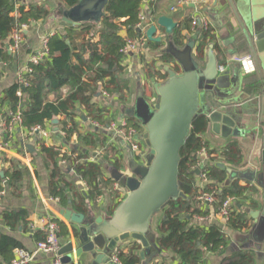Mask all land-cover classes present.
<instances>
[{
	"label": "trees",
	"instance_id": "1",
	"mask_svg": "<svg viewBox=\"0 0 264 264\" xmlns=\"http://www.w3.org/2000/svg\"><path fill=\"white\" fill-rule=\"evenodd\" d=\"M30 1L28 10L23 5L19 9V16H13L20 0H0V54L6 51L8 40L14 31L20 30L25 24L32 25L44 21L52 14L44 4L35 0ZM59 1L66 8H73L80 0ZM142 3L143 0H109L100 20V28L97 24H84L79 30L71 29L66 35L58 34L49 38L48 56L39 66L34 67L33 73L24 76L29 86H22L18 80L5 92L0 101L1 109H8L6 114L15 113L20 109L22 112L20 129L26 134L38 126L42 128L53 126V120L60 118L59 129L64 134L67 144L76 131L80 132L76 122L79 109H84L88 119L96 124L108 125L115 121L113 116L108 118L110 113L108 110L97 108L93 100L104 92L110 97H118L122 104L125 102L130 88L128 83L121 79L126 59L121 50L126 47L129 40L143 36L137 28L142 14ZM192 23L193 20L189 19L183 29L192 32L194 30L191 29ZM124 29L128 32L126 38L120 35ZM183 29L180 27L175 31L174 37L177 40L184 38ZM95 36H99L98 42H94ZM214 39L211 29L202 30L198 44L199 54L203 53ZM145 69L150 79L157 75L156 72H152L151 66L146 65ZM256 83L253 86L257 89L263 87L261 80H257ZM64 89H68L65 96L62 94ZM19 90L23 92L22 98L18 96ZM51 95L55 96L53 100H50ZM6 114L3 115L5 118ZM127 122L138 134L143 133V127L138 122L132 118ZM208 127L205 116H199L192 124L190 134L180 150L178 173L181 191L186 199L173 200L166 206L156 238L159 251L172 254L179 264H206L207 254L225 255L228 252L231 242L228 232L217 224L192 225L195 217H208L212 210L219 213L223 203L228 198H234L236 203L226 227L241 233L252 228V221L244 208H258V203L252 198L254 194L252 185L242 186L238 179L228 185V173L219 167V164H224L240 170L243 160L241 147L232 143L223 149H212L204 139ZM110 141L112 140L109 134L93 127L84 136H80V145L88 149L85 153L71 148L69 144L49 146L45 139H38V154L50 173L49 196L58 199L62 205L72 201L76 204V209L85 214L86 202L101 201L107 195L112 200L118 199L109 213L110 216L113 215L123 200L120 199L122 198L120 192L115 189L116 181L106 176V164L91 159L88 154L101 146V156L105 163L121 170L123 168L121 146ZM204 148L209 159L206 165L199 154ZM62 149L65 153L61 152ZM68 170L85 184L86 193L78 191ZM26 174L20 163L13 162L4 177L0 175V195L7 186L15 196L22 197L20 191ZM202 175H206L208 179L204 186ZM212 192H215L212 204L200 200L204 193ZM30 216L31 212L27 208L3 209L0 211V222L12 231L20 227L25 230L30 224ZM55 222L60 228L61 242L69 238L68 227L60 220ZM35 239L37 243L46 239V234L41 228L35 229ZM18 249H23L18 240L0 232V257L5 264H11L15 259L14 251ZM139 250L140 246L133 243L127 252L118 249L114 255L120 261L118 264H141ZM262 250L264 253V247ZM258 256V248L247 247L226 256L223 264H256ZM154 264L167 263L164 260L162 263Z\"/></svg>",
	"mask_w": 264,
	"mask_h": 264
},
{
	"label": "crops",
	"instance_id": "2",
	"mask_svg": "<svg viewBox=\"0 0 264 264\" xmlns=\"http://www.w3.org/2000/svg\"><path fill=\"white\" fill-rule=\"evenodd\" d=\"M38 3L44 4L48 7L52 14L46 20L30 25L27 30L23 31L24 40L21 48L17 52L10 51L11 36L6 46V51L0 54V101L4 97L5 92L14 86L19 78L22 71L28 65L29 58L32 54L43 49V43L45 39L51 38L55 35L62 34L66 35L69 30H79L84 24H97L98 28L101 27L100 20L91 18L89 20L80 22L78 25L69 24L64 21V14L61 12L62 9L68 11L71 8H66L59 0H35ZM22 2V3H21ZM30 0H20V3L16 5V10L13 16H19V9L24 5L26 10L29 9ZM213 0H197L195 2L191 0H143L142 13L147 18V29L155 24L159 17L168 16L172 18L177 28L175 31L182 27H185V23L189 19H198L200 21H207L210 25V29L215 36L214 41L199 54L198 40L195 41L194 57L200 64V67L205 68L209 51L213 49L214 55L218 60V72L220 76L225 78L222 86L217 90L215 95L210 97V100L214 105H217V109L225 115H231L236 123L234 131L238 130L239 135L234 136L232 134L229 138L222 136L223 129L227 128L223 124L221 125L220 135L215 134L209 127L204 135L205 141L209 144L212 149H223L232 143H236L241 147L243 151V160L240 170L254 171L256 172V180L251 181L247 179L240 180V185L247 186L252 185L253 200L258 203V208H251V210H259L264 206V187L258 183V176L264 173V163L262 156V144L264 139V86L257 89L253 84H257V80H261L257 71L253 73H247L241 67L240 64L233 63L234 58L251 57L250 46L248 41L244 37L240 27L232 13L231 8L227 5L225 8H213ZM221 7V6H220ZM243 11L250 16L252 23L264 22V0H243ZM124 21V20H123ZM193 30V26H191ZM198 29V28H197ZM197 29L192 32L186 28L183 29V39L177 40L172 36L167 37L166 31L162 28L158 29L156 37H162L169 39V43L164 41L162 43L151 42L146 40V44L141 51L134 52L129 56H126L124 61L125 70L122 73L121 79L126 81L129 85L130 91L125 102L122 104L118 97L105 96L104 92L98 94L93 103L97 108L108 110L109 117H115L117 120H128L131 117L125 112L126 109H133L136 106V102L139 99V92L142 93L143 98L150 104H155L157 100V84H163L168 79L167 68L176 70L175 60L168 53L164 51L168 48L169 44H173L177 49L183 50V48L193 40L196 35ZM260 30H264V23L259 26ZM145 31V36H146ZM174 31V33H175ZM124 38L128 36V32L124 29L120 33ZM100 40L99 36L94 37V42ZM69 42V41H67ZM91 42V40H90ZM70 43V42H69ZM213 47V48H212ZM261 68L264 73V54L260 56ZM151 66L152 72H156L152 79L146 74L145 66ZM220 66H225V72L219 70ZM257 86V85H256ZM68 89H64L62 94L65 96ZM55 98L54 95L50 96V100ZM8 109H1L0 107V120L4 118ZM60 121V118H57ZM133 120L138 122L143 127V133H145L144 126L135 118ZM79 131H76L71 141L68 143L72 148L74 145L78 146V150L86 152L84 146L80 145V136H84L93 127L92 122L87 117L84 109H79L78 118L76 119ZM56 125L48 126V130L51 133V138L47 140L49 146H64L68 145L64 134L60 131L58 134L55 132ZM58 128L59 125L57 126ZM94 128V127H93ZM96 129V128H95ZM98 130V129H96ZM143 133L142 135L143 139ZM80 134V135H79ZM108 134V133H107ZM40 139L37 136H31L21 131L20 128L14 137V142L10 148L1 150L0 149V173L5 174L6 171L10 170L13 162H18L26 170V179L24 181L22 190V197L15 196L9 188L6 186L4 193L0 195V211L3 209H16V208H27L31 212L30 224L24 230L20 227L16 231H12L4 226L0 222V232L5 235H9L18 240L23 250L33 255V260L29 264H52L53 257L37 252V242L35 239V229L41 227V221L47 217L55 218L63 222L70 231V237L63 239L62 246L68 241L74 239V230L77 226L66 221L61 215V211L72 209L74 212L82 213L76 209V204L70 201L67 205H62L59 202L51 201L49 196V181L50 173L46 168L43 159L40 157L39 150L37 148V140ZM110 141L114 145H120L122 149V169L125 171L129 167V161L132 159L130 150L126 149L125 145L122 144L117 138L111 137ZM144 140V139H143ZM28 145L34 146L35 152L32 153L27 148ZM101 146L88 152L89 157L93 160H99L101 163L106 164L107 168L109 165L105 163L101 156ZM150 154V149L144 144L142 150L138 154H133L136 161L139 164L146 163V157ZM71 175L72 180L75 182L79 192H85V184L74 174L68 172ZM106 176L110 177L109 172L106 169ZM229 174L227 176V181ZM236 180V179H235ZM118 191L120 192L121 200L124 199L128 193L127 188L123 183H117ZM72 197V194L70 195ZM78 200V198L76 199ZM118 199H113L107 195L102 198L101 201L97 202H86L87 204V217H110V211L113 209ZM79 205V204H77ZM250 209V208H249ZM84 214V213H83ZM164 217L163 211L155 216L153 220V231L156 234V238L159 235V228ZM250 217V216H249ZM251 219V218H250ZM252 221V228L248 232H236L226 227V222L212 210L208 217L200 218L195 217L192 220V225H221L230 235V246L228 252L224 254H207L206 264H223L226 256H229L237 250H241L247 247L258 248V253H263L262 246H256L246 242L249 237L254 221ZM156 243V239H155ZM133 243L120 244L117 248L123 249L125 252L128 251L129 246ZM138 254L141 258V264H154L162 263L164 260L167 264H179L174 259L172 254L162 253L160 251L152 249L149 255L145 258L141 257V253L144 251L142 246ZM116 250V251H117ZM113 253L112 257L116 253ZM15 258L17 257V250L14 251ZM68 261L64 260L65 264H94L95 258L89 254L83 255L81 258H76L72 254L67 255ZM63 259V258H62ZM13 262V261H12ZM11 262V264H12ZM0 263H4L0 257ZM103 264H111L109 262ZM256 264H264V253L263 256H258Z\"/></svg>",
	"mask_w": 264,
	"mask_h": 264
},
{
	"label": "water",
	"instance_id": "3",
	"mask_svg": "<svg viewBox=\"0 0 264 264\" xmlns=\"http://www.w3.org/2000/svg\"><path fill=\"white\" fill-rule=\"evenodd\" d=\"M108 1L80 0L70 10L62 9L64 21L78 25L91 18L100 20ZM227 5L248 41L251 57L264 86V73L260 63V56L264 54V30L259 29L264 22L252 23L250 16L243 11V0H213L212 7L225 8ZM159 28L164 29L169 37L174 34L177 24L168 16L159 17L146 31L148 41H169L167 38L156 37ZM201 31L200 23L193 40L183 50L169 44L164 51L175 60L176 70L167 68L168 79L163 84L156 85V103H148L139 92L135 108L125 110L128 116L137 119L144 126V144L150 149V154L146 157L145 164H139L131 154L132 159L125 171H120L112 165L106 168L110 177L117 183H123L128 190L113 215L107 218H89L72 209L61 211L66 221L77 226L74 239L63 245L59 253L63 262L69 260L67 255L70 254L78 259L89 254L95 258L94 264L111 263V256L118 246L124 243H139L144 249L142 258L149 255L152 249L159 251L155 243L156 234L152 228L153 220L171 201L186 199L178 180L180 150L190 134L193 122L199 116H205L215 134H221L223 124L227 127L223 129L224 138H229L232 134L239 135L238 130L234 131V118L230 114L220 112L217 105L210 100L225 81V78L219 75L218 60L213 49L209 51L205 68L200 67L194 57L195 41ZM53 124L56 125L55 132L58 134L59 120H53ZM109 135L115 137L112 133ZM125 147L129 150L128 146ZM27 148L30 152H35L34 146L28 145ZM72 148L77 150L78 146L74 145ZM262 156L264 163V139ZM219 167L229 174L228 185L235 179L256 180L254 171L238 170L224 164H219ZM0 175L4 177L3 172ZM257 180L264 187V173L258 176ZM244 210L254 221L246 242L256 246L264 245V206L255 211L249 208ZM258 255L262 257L263 253L259 252Z\"/></svg>",
	"mask_w": 264,
	"mask_h": 264
},
{
	"label": "built area",
	"instance_id": "4",
	"mask_svg": "<svg viewBox=\"0 0 264 264\" xmlns=\"http://www.w3.org/2000/svg\"><path fill=\"white\" fill-rule=\"evenodd\" d=\"M193 2L197 0H191ZM147 17L142 13L140 15V23L137 25L138 30L143 33V36L138 39L129 40L126 47L121 50V52L129 56L130 54L134 52L141 51L145 44H146V36L145 31L147 29ZM201 23V29L202 30H209L210 25L207 21H200L198 19H194L192 26L194 31L199 27V24ZM30 27L29 24H25L21 27L20 30H16L11 34V45H10V51L11 52H17L23 43L24 36L23 31L27 30ZM48 39L44 40L43 43V49L40 51H37L36 53L32 54L29 58L28 65L25 67V69L20 74V83L24 87H28V81L24 78V76L33 73V69L36 66H39L48 56L49 49H48ZM233 63L240 64L241 67L245 70L247 73H253L256 70L254 61L252 57H243V58H234ZM219 70L221 72H225L226 68L225 66H220ZM105 96H108L107 93H104ZM18 96L22 98L23 92L22 90L18 91ZM6 118L0 120V149L5 150L10 148L11 144L14 142V137L17 132L18 128H21L22 125V112L20 109L13 113V112H7ZM92 126L102 132L108 133V134H114L115 138L120 139L126 146H128L130 152L133 154H138L141 152L144 144V140L142 139V135L138 134L135 130V128L131 127L127 120H117L113 121L108 125H100L93 123ZM31 136H37L41 139H45L47 142L48 139L51 138V133L47 128L42 127H36L34 128L31 133H29ZM62 153H65V150L62 149ZM200 157L203 160L204 164L206 165L208 163V155L207 150L204 148L200 151ZM63 164H66L63 162ZM202 185L204 186L207 184L208 179L206 175L201 176ZM115 189L117 190L118 187L115 185ZM214 195L215 192L212 193H204L202 196H200V200L203 202H206L208 204H212L214 202ZM51 201L58 202V199L51 198ZM236 200L234 198H228L222 205L218 215L227 222L231 212L234 210ZM55 218L47 217L41 221V229L46 234V239L44 241H40L37 243V252L42 253L45 255H50L53 257L52 264H65L63 262L62 257L60 256V251L62 249V242H61V236H60V228L58 224L55 222ZM33 255L29 254L28 252L24 251L23 249L17 250V257L13 260L12 264H29L33 260ZM120 261L117 256H113L111 259V264H118Z\"/></svg>",
	"mask_w": 264,
	"mask_h": 264
}]
</instances>
